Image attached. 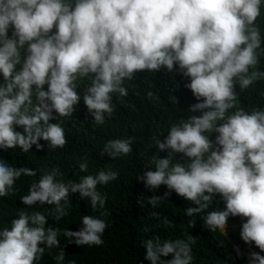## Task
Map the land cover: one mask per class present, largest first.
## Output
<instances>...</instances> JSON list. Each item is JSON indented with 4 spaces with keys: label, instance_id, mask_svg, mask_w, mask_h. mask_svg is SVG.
<instances>
[{
    "label": "clouds",
    "instance_id": "obj_1",
    "mask_svg": "<svg viewBox=\"0 0 264 264\" xmlns=\"http://www.w3.org/2000/svg\"><path fill=\"white\" fill-rule=\"evenodd\" d=\"M264 0H0V151L30 157L43 149L67 144L60 120L80 103L78 81L91 83L83 102L97 125L111 116L113 94L127 96L125 80L139 72L178 71L190 82L198 103L188 111L201 113L173 123L155 147L169 151L153 155L155 170L139 178L149 189L166 185L163 197L152 196L153 207L171 191L190 201L185 214L204 213L219 195L224 210L201 218L211 231H225L230 216L246 218L241 239L260 252L250 253L251 264H264V110L238 107L237 85L248 89L264 79L258 69L262 37L256 21ZM11 31V35H9ZM45 85H47L45 87ZM148 97L153 93L149 91ZM174 103L177 98L172 97ZM56 115H53V113ZM23 129V132L20 130ZM212 133L215 140L210 138ZM134 137L109 140L101 155L112 159L132 152ZM176 154L186 158L177 159ZM88 171L85 158L79 163ZM37 171L0 158V197L15 194L22 176ZM59 168L45 170L20 198L27 207L53 205V219L69 215L70 193L103 209L107 200L97 190L118 178L111 169L65 183ZM63 202V203H62ZM109 213L101 211V217ZM153 215H158L153 213ZM163 226L171 222L163 218ZM78 231L63 230L69 245L100 246L108 228L105 219L84 215ZM194 227V222H190ZM61 230L39 212L21 210L11 226L0 229V264H35L49 255L65 260ZM192 235L183 239L146 241L145 258L151 264H192ZM61 248L56 256L54 250ZM239 253V248H236ZM172 255V259L161 257ZM56 256V257H55ZM69 264H75L70 261Z\"/></svg>",
    "mask_w": 264,
    "mask_h": 264
},
{
    "label": "trees",
    "instance_id": "obj_2",
    "mask_svg": "<svg viewBox=\"0 0 264 264\" xmlns=\"http://www.w3.org/2000/svg\"><path fill=\"white\" fill-rule=\"evenodd\" d=\"M256 23L261 31L264 49V2L261 6V16ZM258 69L264 71V55L260 57ZM189 82V78L179 73L178 66L176 72H168L165 68L159 72H139L134 79L125 80L127 96L113 94L112 115L105 114V122L97 125L83 102L84 90L91 81L88 78L78 81L77 91L81 95V100L74 113L69 117L51 121L60 123L65 130L67 144L63 148L53 149L48 146L47 141L41 139L39 143L44 146L42 152H33L30 157H14L10 149L0 151L1 159L37 171L35 177L22 176L17 180L14 195L0 197V229L10 227L11 220L21 210L43 213L51 227L61 230L60 245L65 251L63 264H69L70 261H74L75 264H151L145 258L146 241L157 235L162 240L173 241L176 239L187 241L189 235L194 236L196 242L191 245L192 264H251L250 253L260 250L254 243L249 245L241 239V226L246 218L230 216L226 232L211 231L201 218L207 212L225 209V203L219 195L213 197L212 204L204 213L188 217L185 210L196 205L173 190L166 199H162L153 207L148 203L149 198L155 195L163 197L169 189L166 185L149 189L139 179L145 171L155 170L151 163L153 155L159 154L161 158L169 155L170 150L160 151L155 147L156 140L163 141L173 123L182 118L187 119L201 114L188 111L191 105L200 102L196 100L192 91L185 87ZM149 91L153 93L151 98L147 95ZM236 91L238 107L248 112L256 108L264 110V79L245 90H241L237 85ZM174 96L178 103L173 102ZM20 132H23V129ZM216 135L218 134L212 133L210 138L215 140ZM130 137L135 138L130 154L116 159L107 154L101 155L104 145L109 140ZM176 155L182 162L186 159L183 154ZM85 158L88 171L82 172L79 163ZM53 168L60 169L63 175L57 179L65 183L79 182L85 175H96L108 169L118 172L119 175L107 185L97 186L101 195L107 197L103 209L98 206L94 211L89 199L81 198L79 193H70L69 205L66 208L69 215L56 221L53 219V205L37 204L27 207L20 200L28 193L33 181H38L45 170L50 171ZM105 210L109 215L101 217V211ZM84 215H92L107 221L109 226L102 236L104 241L102 245L78 246L75 243L69 245L67 238L63 237L64 229L71 231L80 229ZM164 217L171 222L169 227L163 226ZM190 222H194L195 226L191 227ZM237 247L239 253L236 251ZM61 248L54 250L56 256ZM260 254L264 255V252ZM172 258L171 254L168 257H161L163 260ZM35 264H57V261L46 255Z\"/></svg>",
    "mask_w": 264,
    "mask_h": 264
},
{
    "label": "rangeland",
    "instance_id": "obj_3",
    "mask_svg": "<svg viewBox=\"0 0 264 264\" xmlns=\"http://www.w3.org/2000/svg\"><path fill=\"white\" fill-rule=\"evenodd\" d=\"M228 226V225H227ZM228 230V228L226 227V230L225 231H223V232H226Z\"/></svg>",
    "mask_w": 264,
    "mask_h": 264
}]
</instances>
